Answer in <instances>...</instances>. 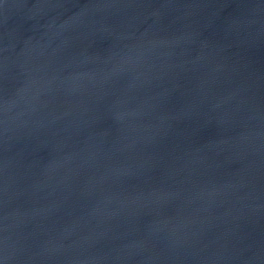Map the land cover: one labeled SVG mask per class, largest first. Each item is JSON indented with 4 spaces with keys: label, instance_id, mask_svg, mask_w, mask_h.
Segmentation results:
<instances>
[{
    "label": "water",
    "instance_id": "water-1",
    "mask_svg": "<svg viewBox=\"0 0 264 264\" xmlns=\"http://www.w3.org/2000/svg\"><path fill=\"white\" fill-rule=\"evenodd\" d=\"M0 264H264V0H0Z\"/></svg>",
    "mask_w": 264,
    "mask_h": 264
}]
</instances>
